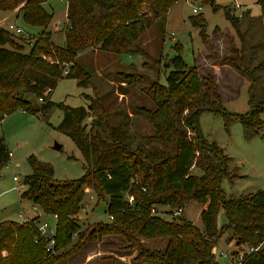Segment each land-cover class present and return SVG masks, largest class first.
<instances>
[{
	"label": "trees",
	"instance_id": "1",
	"mask_svg": "<svg viewBox=\"0 0 264 264\" xmlns=\"http://www.w3.org/2000/svg\"><path fill=\"white\" fill-rule=\"evenodd\" d=\"M176 1L67 0L64 41L57 44L46 28L52 11L44 6L45 0H0L1 10H14L27 24L41 27L31 35L30 49L25 52L12 35L21 33L0 26V121L16 110L43 116L50 105L49 95L63 76L75 78L79 86H92L91 72L76 61L80 52L93 47L116 53L139 51L138 39L153 24L162 29L166 13ZM203 1L218 8L214 0ZM256 2L264 30V0ZM198 13L190 18L204 37L206 20ZM225 14L239 29V17L228 8ZM176 52L170 59L172 68L165 82L150 80L146 88L152 95L153 107H134L149 118L159 145H133L129 113L123 112L112 123L96 94H84L89 99L86 106L56 102L63 111L57 129L79 149L84 171L78 178L56 179L50 164L34 154L28 156L31 172L23 177L25 189L19 197L46 214L56 213L55 251L46 249L45 240L38 235L35 216L30 220L4 219L0 221V264H48L47 257L57 256L76 235L90 239L95 230L85 235L78 223L86 189L95 194L97 202L106 196L108 219L98 222V234H122L141 249L137 256L142 259L112 264H218L212 248L224 231L229 232V240L252 248L242 253L237 264H264V247L260 248L264 239V188L227 197L221 180L225 177L232 182L238 175L232 157L215 141L206 139L199 125L201 113L211 111L223 116L225 127L230 119L239 120L245 137H264V98L255 97L250 76L248 109L227 110L214 75H199L195 65L185 62L181 47L176 46ZM242 53L231 59L238 69L242 68L240 60L244 61ZM118 74L121 81H127L117 86L125 94L136 72ZM9 151L1 135L0 171L9 160ZM192 199L206 203L200 210L202 229L178 213L166 219L151 211L153 205L167 204L174 212ZM221 208L227 221L219 226ZM133 232L165 238L164 246L148 248ZM2 250L7 252L5 256Z\"/></svg>",
	"mask_w": 264,
	"mask_h": 264
},
{
	"label": "rangeland",
	"instance_id": "2",
	"mask_svg": "<svg viewBox=\"0 0 264 264\" xmlns=\"http://www.w3.org/2000/svg\"><path fill=\"white\" fill-rule=\"evenodd\" d=\"M218 5L213 9L209 2L203 0H177L166 13L162 29L153 24L146 29L138 39L140 50L137 52L116 53L101 50L99 47L87 48L80 52L76 61L91 72L92 86H79L73 77H61L49 95L50 105L40 116L39 112L16 110L4 115L0 121V136L6 139L11 152L8 163L0 171V221L4 219L23 220L19 212L35 216L38 224L47 221L54 226L55 219L51 214L44 213L37 205L27 199H20L19 193L25 189V184L17 190L12 176L16 174L23 182L25 174L31 172L28 160L34 154L39 160L48 163L53 168L56 179H74L82 175L83 159L79 149L72 139L57 129V124L63 117L62 109L56 102L62 101L68 105H87L89 99L84 94H96L104 104L108 117L116 123L123 112L130 115V134L133 145L155 146L160 142L153 136L154 127L149 118L134 107L145 105L153 107L152 95L146 91L150 80L165 82L166 75L172 68L170 59L176 52V46L181 47L182 56L188 65H195L199 75L211 73L214 75L221 94L223 106L232 112H245L248 109L250 76L253 77V92L257 99L264 98V30L260 16V6L256 0H214ZM194 5H201L197 15L206 20V34L199 32V27L191 22L190 16ZM44 6L52 11V19L46 27L51 31V40L62 44L64 41V25L66 24L67 0H45ZM225 8L238 16V27L226 16ZM12 23L20 26L21 34L12 33L15 41L22 44V50L30 49V40L41 27L24 22L20 14L14 10L0 9V26L8 28ZM11 31L17 33L14 28ZM30 34V35H29ZM31 38H27V37ZM8 46V44H5ZM243 47V49H242ZM244 52V61L238 69L232 60ZM168 62V63H167ZM133 63L134 67H131ZM168 64V65H166ZM136 72L135 80L129 84V91L119 92L118 83L122 77L119 71ZM142 74L143 77L140 75ZM127 81H121L126 84ZM264 121V112L261 113ZM200 131L203 136L215 141L232 157V165L238 174L233 181L222 178L221 187L227 197L264 188V137L260 134L245 137L241 122L230 119L224 126L223 116L211 111H203L199 118ZM264 131V124L261 129ZM55 143L61 144L55 148ZM230 165L231 167H233ZM200 173L201 170H194ZM233 171V170H232ZM234 172V171H233ZM84 197L88 202L78 214L79 229L85 235L95 230L90 239L73 237L64 245L57 256H48V264H112L127 263L137 258L140 247L128 240L127 236L114 232H97L98 222L108 219L106 196L97 202L95 194L86 189ZM206 203L189 200L178 211L179 217L192 221L203 228L200 210ZM167 204H156L151 207L166 219L174 216ZM36 214V215H33ZM177 214V215H178ZM227 221L225 211L220 209L218 225ZM134 237L148 248L164 246L165 238L144 236L133 232ZM228 231H224L212 248L218 264H237L245 250L250 249L245 244L229 242ZM82 243L79 247L77 244ZM264 247V239L260 248ZM222 251V252H221ZM7 252L1 251L5 256Z\"/></svg>",
	"mask_w": 264,
	"mask_h": 264
},
{
	"label": "built area",
	"instance_id": "3",
	"mask_svg": "<svg viewBox=\"0 0 264 264\" xmlns=\"http://www.w3.org/2000/svg\"><path fill=\"white\" fill-rule=\"evenodd\" d=\"M200 9H201V5H194L192 7V11L194 13L200 12ZM11 28H14L17 33H20L21 31H23V29L20 26H14V24H12V23H10L8 25V29H11ZM10 155H11V152L9 151V157H10ZM12 178L15 181V188L17 190H20V188L23 186L24 183L19 181V177L16 174H14L12 176ZM87 206H88V202H85L84 207H87ZM179 210L180 209L174 211L173 213L177 214ZM19 216H21L23 220H30L31 218L34 217V216L28 215L25 212H19ZM52 217L55 219L56 213L52 214ZM37 231H38V235L41 236L45 240L46 249L48 251L54 252L55 251V237H54L55 236V227L50 226L47 221H42V222H39L37 224ZM35 240H37V238ZM250 249H252V248H250Z\"/></svg>",
	"mask_w": 264,
	"mask_h": 264
},
{
	"label": "water",
	"instance_id": "4",
	"mask_svg": "<svg viewBox=\"0 0 264 264\" xmlns=\"http://www.w3.org/2000/svg\"><path fill=\"white\" fill-rule=\"evenodd\" d=\"M168 63V62H167ZM166 65H168V64H166ZM55 148H59L60 146H61V144H59V143H55L54 145H53Z\"/></svg>",
	"mask_w": 264,
	"mask_h": 264
},
{
	"label": "crops",
	"instance_id": "5",
	"mask_svg": "<svg viewBox=\"0 0 264 264\" xmlns=\"http://www.w3.org/2000/svg\"><path fill=\"white\" fill-rule=\"evenodd\" d=\"M203 207H205V206H203ZM33 215H36V214H33ZM232 240H230L229 242H231Z\"/></svg>",
	"mask_w": 264,
	"mask_h": 264
}]
</instances>
